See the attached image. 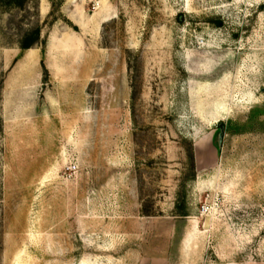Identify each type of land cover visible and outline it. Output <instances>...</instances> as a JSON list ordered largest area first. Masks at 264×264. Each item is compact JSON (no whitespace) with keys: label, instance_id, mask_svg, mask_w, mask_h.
<instances>
[{"label":"rangeland","instance_id":"374dc122","mask_svg":"<svg viewBox=\"0 0 264 264\" xmlns=\"http://www.w3.org/2000/svg\"><path fill=\"white\" fill-rule=\"evenodd\" d=\"M93 1L0 0V264H264V0Z\"/></svg>","mask_w":264,"mask_h":264},{"label":"trees","instance_id":"16d2710c","mask_svg":"<svg viewBox=\"0 0 264 264\" xmlns=\"http://www.w3.org/2000/svg\"><path fill=\"white\" fill-rule=\"evenodd\" d=\"M15 1L22 3L23 0H15ZM39 42H40V31H37L35 36H34V40L28 41V39H27L26 41H24L21 49L23 51H28V50L32 49L35 45H37Z\"/></svg>","mask_w":264,"mask_h":264},{"label":"built area","instance_id":"2783aa9c","mask_svg":"<svg viewBox=\"0 0 264 264\" xmlns=\"http://www.w3.org/2000/svg\"><path fill=\"white\" fill-rule=\"evenodd\" d=\"M93 3H94L95 9H99L101 8L102 0H94ZM71 170H76V167L71 168Z\"/></svg>","mask_w":264,"mask_h":264},{"label":"water","instance_id":"95a60500","mask_svg":"<svg viewBox=\"0 0 264 264\" xmlns=\"http://www.w3.org/2000/svg\"><path fill=\"white\" fill-rule=\"evenodd\" d=\"M222 136V135H221Z\"/></svg>","mask_w":264,"mask_h":264}]
</instances>
